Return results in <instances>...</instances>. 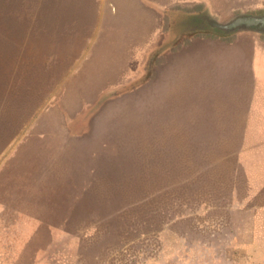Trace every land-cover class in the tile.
Masks as SVG:
<instances>
[{"label": "rangeland", "instance_id": "374dc122", "mask_svg": "<svg viewBox=\"0 0 264 264\" xmlns=\"http://www.w3.org/2000/svg\"><path fill=\"white\" fill-rule=\"evenodd\" d=\"M176 1L141 61L101 25L138 31L132 11L110 19L118 0H0V166L13 153L25 173L0 264H264V71L240 79L219 48L240 21ZM212 2L224 23L264 15V0Z\"/></svg>", "mask_w": 264, "mask_h": 264}, {"label": "crops", "instance_id": "0c3cea01", "mask_svg": "<svg viewBox=\"0 0 264 264\" xmlns=\"http://www.w3.org/2000/svg\"><path fill=\"white\" fill-rule=\"evenodd\" d=\"M186 1H188V2L189 1H191V2L195 1L194 3L203 4V2L205 0H182V2H186ZM175 2H177V1L176 0H170L169 4L165 3L162 6H157L159 3L156 2L155 0H118L119 10H115L114 12H111V10H110V13H109L110 19H112L113 16L114 17L119 16V21H121L124 13L128 14V12L131 13V11H132L131 14L133 16L129 18V21H139L138 31L135 29V28H137L136 27L137 24H135V25L132 24V26H131V25L126 24V22H124L121 25H116L110 20L106 21L107 18H104L103 21H101V25L111 26V27L114 26L117 29H121L120 27H122L123 32H124L123 34L125 37H127V38H125V40L128 43L131 41L130 42L131 43L130 51L132 52V57L137 55L138 59H141V61H142L143 59L147 58L149 56L150 52L155 50V48L165 39V34H167V31L164 33L162 32V28L160 27L161 22L164 21L163 20L164 13H166V11L169 10L171 5ZM209 2H210V7H209L210 9L208 11H205L206 10L205 7L208 9V5L203 4L205 7L200 6V8L197 11L191 12L193 15H190V16L191 17H198V16H195L196 15L195 13L199 14V12H202V10L205 11L202 14H205L208 12H211V14H215V12H214L215 9L213 7L212 0H210ZM211 2H212V4H211ZM109 5H111V7H113L112 2ZM176 11H174V12H176ZM177 12H179V11H177ZM154 21H158V24H157V22H155V25L151 24ZM151 31H153V32L151 33ZM239 35H240V37H239L240 41L238 39L237 40L238 42L236 41L234 44L229 45L228 47L220 46L219 48H220V50H221V48L223 50H226L225 55L229 56V63L231 65L235 66L236 61H238L239 64L242 65V68L238 69L240 71L239 72V74H240L239 76H241L240 79H242V77L245 75V73L252 70L251 67H254L255 69H257L258 73H261L260 69H263V71H264V44H262V45L254 44V51L252 49L247 50V48H245V47L239 48L238 43H243L246 41L250 42L252 40L254 42L258 41V39L255 38L256 36L249 34V33H240ZM117 37H119V35H117L116 37H112V39H115L118 42L120 40ZM132 41H134V42H132ZM258 45L261 46L263 49L260 53L257 50ZM167 51L168 50H166L162 54L161 57H157V58L164 59L165 56H168ZM222 52H224V51H222ZM107 57H105V59H107ZM243 60H244V62H243ZM258 62L260 64V68L257 67ZM261 65H263V66L261 67ZM236 66H237V64H236ZM255 75H256V73H255ZM253 77H254V75H253ZM243 88H244V86L238 84V86L235 87V89H233V91L235 90L234 92H237V91L240 92V91H243ZM250 95H252V94H250ZM251 98L256 99V96H254V94H253L251 96ZM258 98H259V94H258ZM90 103H92V102H89V104ZM64 115L66 118V123L68 124L67 129L71 132L70 134H73L72 129H71L72 127H70V123H68V121H67L68 115L67 114H64ZM262 119H261V121H262ZM87 130L88 129H84L78 133H82V137H84L83 134ZM71 137H75V136H71ZM66 145L68 146L67 143H66ZM14 156L15 155H13V153L8 155L4 159L3 165L0 166V210H2V209L5 210L7 205L9 207H13V204L10 206V199H11V196H13L12 195L13 190L18 191L19 188H21V186H22V179L21 178L25 175L24 172L19 171V174L17 175V177L12 178V175H11L12 169H11V162L10 161L12 160V158ZM8 163H10V165H8ZM15 163L18 165L17 161ZM28 165L35 168L37 165V161L36 160H30L28 162ZM37 167H39V165H37ZM16 216L20 217V216H25V215L22 212Z\"/></svg>", "mask_w": 264, "mask_h": 264}, {"label": "water", "instance_id": "95a60500", "mask_svg": "<svg viewBox=\"0 0 264 264\" xmlns=\"http://www.w3.org/2000/svg\"><path fill=\"white\" fill-rule=\"evenodd\" d=\"M211 22H213L215 25L219 27H224L226 24L229 23V21L225 23L224 22L220 23L217 21L216 22L211 21ZM235 29L238 30L239 32L253 31L257 34H262L264 33V21H255L254 19L248 18L246 19V21H240L239 27H235Z\"/></svg>", "mask_w": 264, "mask_h": 264}, {"label": "flooded vegetation", "instance_id": "af4514ba", "mask_svg": "<svg viewBox=\"0 0 264 264\" xmlns=\"http://www.w3.org/2000/svg\"><path fill=\"white\" fill-rule=\"evenodd\" d=\"M205 14H207V16H208V17H206V19L208 21H215V22L217 21V22H220V23L223 22V21L219 20L218 18H216L213 14H210L209 12L205 13ZM248 18L254 19L255 21H264V15H261V16H247V17L246 16H241V17L233 16V17H231L229 19H226L224 21H246V19H248ZM244 33H249V34H252V35H254L256 37H260V36L264 35V33L257 34V33L253 32V31H245Z\"/></svg>", "mask_w": 264, "mask_h": 264}, {"label": "trees", "instance_id": "16d2710c", "mask_svg": "<svg viewBox=\"0 0 264 264\" xmlns=\"http://www.w3.org/2000/svg\"><path fill=\"white\" fill-rule=\"evenodd\" d=\"M188 36H190V35H188ZM144 81V80H143ZM255 210V209H254Z\"/></svg>", "mask_w": 264, "mask_h": 264}]
</instances>
